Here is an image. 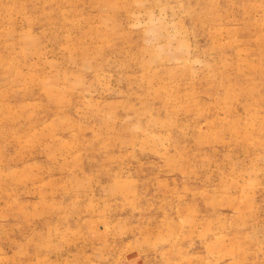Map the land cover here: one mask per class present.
<instances>
[{
	"label": "rangeland",
	"instance_id": "1",
	"mask_svg": "<svg viewBox=\"0 0 264 264\" xmlns=\"http://www.w3.org/2000/svg\"><path fill=\"white\" fill-rule=\"evenodd\" d=\"M0 264H264V0H0Z\"/></svg>",
	"mask_w": 264,
	"mask_h": 264
}]
</instances>
